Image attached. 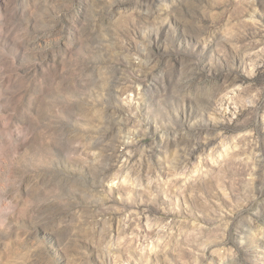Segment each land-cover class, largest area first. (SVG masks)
<instances>
[{"label":"rangeland","instance_id":"rangeland-1","mask_svg":"<svg viewBox=\"0 0 264 264\" xmlns=\"http://www.w3.org/2000/svg\"><path fill=\"white\" fill-rule=\"evenodd\" d=\"M0 264H264V0H0Z\"/></svg>","mask_w":264,"mask_h":264}]
</instances>
